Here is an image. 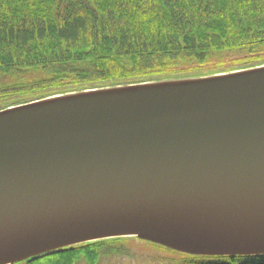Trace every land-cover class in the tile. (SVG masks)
Returning a JSON list of instances; mask_svg holds the SVG:
<instances>
[{"label": "water", "instance_id": "1", "mask_svg": "<svg viewBox=\"0 0 264 264\" xmlns=\"http://www.w3.org/2000/svg\"><path fill=\"white\" fill-rule=\"evenodd\" d=\"M115 238L264 256V65L0 111V264Z\"/></svg>", "mask_w": 264, "mask_h": 264}, {"label": "trees", "instance_id": "2", "mask_svg": "<svg viewBox=\"0 0 264 264\" xmlns=\"http://www.w3.org/2000/svg\"><path fill=\"white\" fill-rule=\"evenodd\" d=\"M261 65L264 0H0V102L17 98L0 111L76 90ZM127 239L16 264H101L127 256ZM133 240L170 254V264H264V256L193 257Z\"/></svg>", "mask_w": 264, "mask_h": 264}, {"label": "rangeland", "instance_id": "3", "mask_svg": "<svg viewBox=\"0 0 264 264\" xmlns=\"http://www.w3.org/2000/svg\"><path fill=\"white\" fill-rule=\"evenodd\" d=\"M203 71H210V68L203 69ZM81 91L84 90L65 92L64 94L78 93ZM10 98L11 99L7 101L5 100L1 101L0 103L2 102L12 103L14 102V100L17 99L15 97H10ZM129 239L131 238L127 239L128 240L127 256L118 257L114 259H104L101 264H165V263L170 264L169 262L172 260L170 254L166 253L163 250L156 249L148 244L140 243L136 240L129 241Z\"/></svg>", "mask_w": 264, "mask_h": 264}]
</instances>
